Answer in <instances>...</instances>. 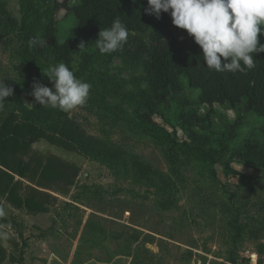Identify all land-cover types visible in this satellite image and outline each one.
Returning a JSON list of instances; mask_svg holds the SVG:
<instances>
[{"label": "rangeland", "instance_id": "rangeland-1", "mask_svg": "<svg viewBox=\"0 0 264 264\" xmlns=\"http://www.w3.org/2000/svg\"><path fill=\"white\" fill-rule=\"evenodd\" d=\"M53 8L54 0H0V82L14 89L0 115L19 111L21 105L35 109L34 81L52 87L43 71L58 63L51 52L32 50L26 32L41 36L54 17ZM56 18L57 39L72 38L75 14L61 8ZM77 78L91 85L87 102L70 112L46 106L40 120L45 124L50 116L66 113L121 160L83 156L45 139L34 143L37 151H28L26 158L55 156L69 162L68 172L76 175L68 185L65 179L44 183L30 173V180L53 192L55 199L47 219H31L45 230L26 231L29 243L22 250L23 264H46L39 255L70 264H264V170L230 159V152L249 138L264 144V118L247 111L245 103L234 109L217 103L211 121L192 120L201 143L222 153V161L214 164L184 145L189 129L179 116L177 99L159 108L157 125L146 126L137 118L139 95L148 89L141 65L104 55ZM186 93L193 106L196 91ZM210 109L203 105L199 115L205 117ZM135 160L158 172L156 180H139L132 166ZM226 161L252 180L226 172ZM0 236L6 244L7 235Z\"/></svg>", "mask_w": 264, "mask_h": 264}, {"label": "trees", "instance_id": "trees-1", "mask_svg": "<svg viewBox=\"0 0 264 264\" xmlns=\"http://www.w3.org/2000/svg\"><path fill=\"white\" fill-rule=\"evenodd\" d=\"M147 6L148 0H54V17L46 25L43 34L36 36L28 31L26 40L29 42L31 37H36L38 43L30 46L31 49L38 54L51 52L56 62L68 65L76 77L96 58L104 55L109 58L123 56L130 62L141 65L147 75L148 89L141 91L138 99L136 115L140 122L146 126L157 125L154 116L159 108L168 106L172 100L177 99L179 116L184 119L189 129V141L184 142V145L190 150L203 153L214 164H218L222 161V153L201 143L203 137L194 130L192 120L211 121L213 106L217 103L230 109L245 103L247 111H253L264 118V53L252 54L255 67L246 73L217 72L209 69L203 61L202 49L193 37L189 36L186 30L173 25L169 13L162 12L160 18H157L145 11ZM61 8H64L67 14L73 12L77 18L76 34L63 42L57 39L59 22L56 13ZM3 11L6 13L4 8ZM6 15L8 21L13 24L16 22L13 17L7 13ZM117 16L127 27V42L112 53L102 54L95 47V40L99 31L110 27ZM81 42H84L88 49H79ZM260 42L264 43V34L260 36ZM187 89L196 91L193 106L192 100L187 96ZM37 104L33 110L21 105L19 111L14 108L8 114L0 115V165L23 177L32 171L33 175L41 179H65L66 184H73L76 171L72 174L68 172V169L72 168L69 163L55 156L30 162L22 157L31 144L40 139L83 156L107 157L115 163L121 160L117 152L110 151L101 140L87 135L80 124L66 113L60 112L56 118L50 116L51 122L47 118V123L44 124L40 119L44 118L47 107ZM203 105L211 107L205 117L199 115ZM240 118L241 116L238 119ZM261 132L264 135V122ZM169 134L172 136V133ZM173 143H176L175 135ZM225 148L226 145L222 149ZM230 159L239 160L246 165L251 164L257 171H262L264 144L249 138L238 150L230 152ZM230 162H225L226 172L242 180H252V175L233 168ZM132 166L134 175L139 180H156L155 175H158V172L152 171L150 166L137 160ZM8 177H11V174L0 168V182ZM9 195L10 202L25 206L30 211L42 208L41 201L34 202V199L29 197L13 199L16 194L12 190ZM22 250L21 259L24 255ZM6 257L7 250L3 247L0 237V264H5Z\"/></svg>", "mask_w": 264, "mask_h": 264}, {"label": "clouds", "instance_id": "clouds-1", "mask_svg": "<svg viewBox=\"0 0 264 264\" xmlns=\"http://www.w3.org/2000/svg\"><path fill=\"white\" fill-rule=\"evenodd\" d=\"M145 11L160 18L169 13L173 25L187 31L202 49V57L209 69L217 72L246 73L255 67L253 53H264V0H148ZM127 27L117 16L110 27L102 28L95 47L102 54L112 53L127 42ZM38 43L29 39V46ZM87 45L81 42L83 50ZM52 87L34 81L31 95L35 102L63 112L84 105L91 85L75 76L68 65L61 62L45 72ZM54 89V90H53ZM14 89L0 82V107L13 95Z\"/></svg>", "mask_w": 264, "mask_h": 264}, {"label": "crops", "instance_id": "crops-1", "mask_svg": "<svg viewBox=\"0 0 264 264\" xmlns=\"http://www.w3.org/2000/svg\"><path fill=\"white\" fill-rule=\"evenodd\" d=\"M41 140V139H40ZM37 142V141H36ZM34 142V143H36ZM34 143L31 144L30 148L25 151L24 157L25 161L30 162L34 159H39L42 157H34L26 158L28 151L35 150ZM21 154H19L20 156ZM47 157H43L45 159ZM69 163V162H67ZM0 168L6 170L11 174V177L6 178V180L0 182V234L4 232L7 235L6 244L2 240L3 247L7 250V257L5 259V264H22L26 262V254L24 253L23 258L18 259L17 254L20 253L24 246V250L28 246L29 239L25 235L27 230L30 228L39 229L40 231L45 230V226H42L38 220L47 219L48 216L51 215L53 210L52 204L55 198L53 197L54 193L49 191L51 194H48L45 189L41 188L37 183H33L30 180V173H27L26 177L19 175L17 172L9 170L8 168L0 165ZM32 176L33 172L31 173ZM38 177V176H36ZM40 177L37 178L39 180ZM45 181H51L44 179ZM52 182V181H51ZM12 190L16 194L13 199L18 200V197L24 199L25 197H29L34 199V202L41 201L42 208L40 210H28L25 206H18L15 202L9 201V192ZM5 192V193H3ZM9 220V222H5V220ZM31 219H38L37 222H31ZM12 222V223H11ZM29 223L31 225H29ZM1 237V236H0ZM2 239V238H1ZM24 242V243H23ZM8 244V245H7ZM18 259V260H17ZM38 259H45L46 264H70L64 261L55 259H47L43 255H39ZM38 260L36 261V263ZM83 264H88L87 262Z\"/></svg>", "mask_w": 264, "mask_h": 264}]
</instances>
